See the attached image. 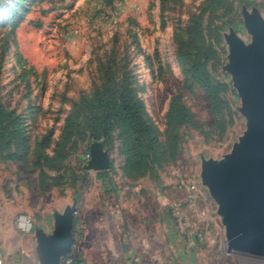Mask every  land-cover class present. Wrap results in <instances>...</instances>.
Returning a JSON list of instances; mask_svg holds the SVG:
<instances>
[{"label":"rangeland","instance_id":"374dc122","mask_svg":"<svg viewBox=\"0 0 264 264\" xmlns=\"http://www.w3.org/2000/svg\"><path fill=\"white\" fill-rule=\"evenodd\" d=\"M245 9L259 10L264 21V0H0V240L13 239V253L21 251L14 257L41 264L36 230L51 234L54 213L74 204L70 256L85 264L106 258L100 244L108 236L92 230L93 217H122L124 229L139 233L176 231L171 204L183 200L180 170L203 188L219 223L211 263L264 264L227 252L220 204L208 185L249 128L228 69V38L253 42ZM15 16L19 25L11 34ZM195 64L219 88L225 106L215 113L189 72ZM124 76L160 140L141 150L148 158L134 167L120 131L102 132L104 108L89 105L120 88ZM174 99L195 117V127L169 118ZM93 145L108 153L107 169L88 168ZM116 240L125 247L121 235ZM0 249H7L1 241Z\"/></svg>","mask_w":264,"mask_h":264},{"label":"water","instance_id":"95a60500","mask_svg":"<svg viewBox=\"0 0 264 264\" xmlns=\"http://www.w3.org/2000/svg\"><path fill=\"white\" fill-rule=\"evenodd\" d=\"M253 42L246 46L236 35L228 38L233 75L249 128L211 171L208 185L219 205L226 229L227 252H243L264 259V21L259 10H244ZM110 158L100 145L91 147L88 168L105 170ZM76 206L54 213V230H36L41 264H61L74 244Z\"/></svg>","mask_w":264,"mask_h":264},{"label":"crops","instance_id":"0c3cea01","mask_svg":"<svg viewBox=\"0 0 264 264\" xmlns=\"http://www.w3.org/2000/svg\"><path fill=\"white\" fill-rule=\"evenodd\" d=\"M126 223L122 217L118 216L92 218V230L96 234L100 233L104 238L108 236L104 244H100L102 245L101 253L106 258L100 257L97 264H212L220 236L218 222L212 223L207 242L197 246L191 253L184 251L183 241L177 229L171 233L149 232L141 229L139 233L124 229L123 226L125 227ZM155 223L159 224L160 221ZM116 235H121L125 247L122 248V240L119 243ZM0 241L7 248L0 249L6 257V264H22L21 258L14 257L21 251L18 249L14 254V248H11L13 244H9L13 243V239L4 237Z\"/></svg>","mask_w":264,"mask_h":264},{"label":"trees","instance_id":"16d2710c","mask_svg":"<svg viewBox=\"0 0 264 264\" xmlns=\"http://www.w3.org/2000/svg\"><path fill=\"white\" fill-rule=\"evenodd\" d=\"M23 1V0H22ZM225 0H216L218 5H223ZM107 4H113V0H107ZM19 25L17 16L11 23L10 33L14 34ZM193 79L206 91L212 101V112L219 111L225 104L219 96V88L210 80L206 72L195 64L190 69ZM128 80L124 76L121 87L109 88L104 93L96 95L89 103L95 108H104L105 118L101 122L105 136L110 135L114 129L120 131L123 138L124 148L128 154V166L141 165L143 160L148 158L147 153L141 150L149 149L160 143L151 125L146 118V112L139 99L126 89ZM169 118H173L179 125H191L195 127V117L184 105H178L176 99L172 100L169 107ZM176 149V146H174ZM72 264H80L82 261L70 256Z\"/></svg>","mask_w":264,"mask_h":264},{"label":"built area","instance_id":"2783aa9c","mask_svg":"<svg viewBox=\"0 0 264 264\" xmlns=\"http://www.w3.org/2000/svg\"><path fill=\"white\" fill-rule=\"evenodd\" d=\"M177 174V188L183 195V200L171 204L172 216L182 238L184 251L191 253L197 246L205 244L208 240L213 223L212 210L205 191L197 181L180 170ZM19 226L25 228L26 224L20 220ZM27 226L31 225L27 224ZM64 262L72 264L73 259L69 255ZM0 264H6V257L2 251H0ZM80 264L85 262L82 261Z\"/></svg>","mask_w":264,"mask_h":264}]
</instances>
